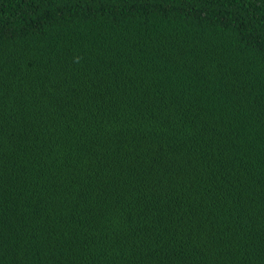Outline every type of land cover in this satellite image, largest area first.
Returning a JSON list of instances; mask_svg holds the SVG:
<instances>
[{
    "label": "trees",
    "instance_id": "1",
    "mask_svg": "<svg viewBox=\"0 0 264 264\" xmlns=\"http://www.w3.org/2000/svg\"><path fill=\"white\" fill-rule=\"evenodd\" d=\"M0 264H264V0H0Z\"/></svg>",
    "mask_w": 264,
    "mask_h": 264
}]
</instances>
